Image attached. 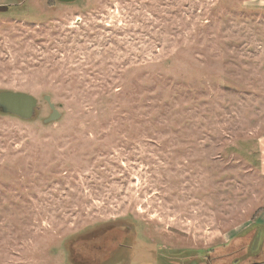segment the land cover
<instances>
[{
    "label": "rangeland",
    "instance_id": "374dc122",
    "mask_svg": "<svg viewBox=\"0 0 264 264\" xmlns=\"http://www.w3.org/2000/svg\"><path fill=\"white\" fill-rule=\"evenodd\" d=\"M0 5V264L264 258V0Z\"/></svg>",
    "mask_w": 264,
    "mask_h": 264
},
{
    "label": "water",
    "instance_id": "95a60500",
    "mask_svg": "<svg viewBox=\"0 0 264 264\" xmlns=\"http://www.w3.org/2000/svg\"><path fill=\"white\" fill-rule=\"evenodd\" d=\"M60 1L69 2L73 0ZM8 8L9 7L6 5H0V13L6 12ZM45 100L48 102V105L51 109V114L45 119V122L56 121L60 117L59 112L56 110L54 104L50 102L49 96H45ZM36 104V98L28 93L13 91L0 92V110L15 115L21 119L30 118L34 112Z\"/></svg>",
    "mask_w": 264,
    "mask_h": 264
},
{
    "label": "trees",
    "instance_id": "16d2710c",
    "mask_svg": "<svg viewBox=\"0 0 264 264\" xmlns=\"http://www.w3.org/2000/svg\"><path fill=\"white\" fill-rule=\"evenodd\" d=\"M116 231H119L120 232V237L118 236V241H117V239H116V242H115V244H114V246H113V252L116 250V248H118V247H126L127 246V244L125 245V244H122L123 243V238L127 235V231L125 230V228H113V229H110L109 231H108V233L110 234V233H115ZM121 236H123L122 238H121ZM129 246V245H128ZM109 253H112V251L111 252H109ZM106 261H108V260H103L102 259V262H101V264H103V263H105Z\"/></svg>",
    "mask_w": 264,
    "mask_h": 264
},
{
    "label": "flooded vegetation",
    "instance_id": "af4514ba",
    "mask_svg": "<svg viewBox=\"0 0 264 264\" xmlns=\"http://www.w3.org/2000/svg\"><path fill=\"white\" fill-rule=\"evenodd\" d=\"M56 1L61 2V3H71V2H74L76 0L69 1V2H64V1H60V0H56ZM117 241H118V239H117ZM110 255H111V253H109V252L103 253L101 260L102 259L103 260H109L110 259L109 258ZM111 259H112V257H111ZM208 263L212 264L211 262H208ZM251 264H264V258L263 257H261V258L258 257V259H254L253 263H251Z\"/></svg>",
    "mask_w": 264,
    "mask_h": 264
}]
</instances>
